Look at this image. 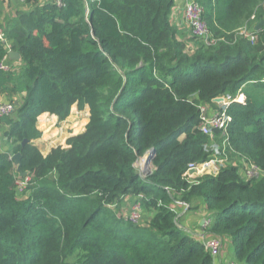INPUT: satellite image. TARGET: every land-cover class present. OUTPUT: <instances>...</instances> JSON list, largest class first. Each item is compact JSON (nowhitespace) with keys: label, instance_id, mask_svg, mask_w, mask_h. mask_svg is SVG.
Masks as SVG:
<instances>
[{"label":"trees","instance_id":"1","mask_svg":"<svg viewBox=\"0 0 264 264\" xmlns=\"http://www.w3.org/2000/svg\"><path fill=\"white\" fill-rule=\"evenodd\" d=\"M26 1L0 24V62L20 56L0 69V102L15 106L0 115V264H215L209 235L234 263L264 264V0H191L204 35L184 12L187 31L172 22L183 0ZM202 105L225 127L203 132ZM73 106L84 130L43 155L39 116ZM213 155L227 158L219 171L189 182ZM249 161L259 177L245 179ZM181 206L207 211L201 232L180 225Z\"/></svg>","mask_w":264,"mask_h":264},{"label":"crops","instance_id":"2","mask_svg":"<svg viewBox=\"0 0 264 264\" xmlns=\"http://www.w3.org/2000/svg\"><path fill=\"white\" fill-rule=\"evenodd\" d=\"M29 7H30V4L26 0H0V24H2V22H4L6 18H13L17 10H25V9H28ZM171 20L178 27L179 30L184 31V32L187 31V27L185 26V20L183 16V10L180 4H178V6H176V8L173 9L171 13ZM19 60H20V57L14 58L13 55L10 54V51L8 52V55L3 59L4 63L7 65H11L12 63L14 65L15 64L14 62H17ZM218 105L221 106V104H218ZM209 109L210 108L207 107V112ZM81 112H83L82 114L85 117V124H86L88 121L87 110L85 111L78 110L76 107H72L69 117L71 118V116L74 113L79 114ZM69 117H67L66 120H62L60 122H58L56 119V121L58 122L56 123L54 116H50L46 113L39 116L38 121H37V124H38L37 126L41 130L42 133H41L40 138L34 141V144L40 149L41 153L46 154L49 152L50 136L54 137L57 135H61L62 128L67 127L66 123L68 122V119L70 120ZM50 125L59 126L61 129L52 131L49 134ZM2 129H3V126L0 124V133ZM226 156H228L227 153H226ZM197 173H199L200 176L202 175L200 171L194 172L193 175H196ZM123 207L127 208V205L125 204ZM178 210H179L178 221L180 222L181 226L187 229V231H189L190 233H196V232L199 233L202 231L203 224H201V222L206 216H208V213L206 212L205 209L202 208V206L197 210H191V211H187L184 213L183 211H180V209ZM230 250H231V244L227 242L226 240L223 241L221 243V247L218 252L219 255L218 254L215 255V259H214L215 264H227V262L231 260Z\"/></svg>","mask_w":264,"mask_h":264},{"label":"built area","instance_id":"3","mask_svg":"<svg viewBox=\"0 0 264 264\" xmlns=\"http://www.w3.org/2000/svg\"><path fill=\"white\" fill-rule=\"evenodd\" d=\"M55 1H57L58 4L60 3V0H55ZM183 1H184V7H183L184 16L191 27V31L197 35L206 34L207 32L206 23L201 17L202 7L191 0H183ZM0 32H1V29H0ZM241 32L244 33V30H242ZM3 64H5L3 61L0 62V68L5 69ZM221 98H222L221 101H215V99H213V101L216 103L218 102V104H221V109H222L228 106V103L230 100H228V98L226 97H221ZM235 100H242V98L241 96H239ZM13 108H14L13 103L7 102V103L1 104L0 102V115L10 113L13 110ZM200 109H201L202 114L204 112H207V108L203 105L200 106ZM221 109L218 110L220 113L218 112L215 113L214 111L213 113L215 114L213 115L208 116L207 114H203V117H202L203 122L200 125V128L203 132H209L212 130L213 127H219V128L225 127L226 120H228L229 117L224 112H221ZM217 153L218 151L216 150L215 154ZM221 154L225 155L224 152H221ZM226 159L227 158L225 156L219 157V155H213L212 159L207 162H204L198 165L190 163L184 175H187L188 178H190V175L194 174V172H197V171H200V172L212 171V174H216L219 171L220 165H222L226 161ZM244 165H245V168H242V173L245 179H249V178L254 177L255 175L260 174L259 168L255 164H253L251 161L244 162ZM204 168H208V169H204ZM26 180L20 182L21 188L26 183ZM178 203H184V202L179 201ZM139 210H140V205L135 204L132 209V212H130L128 217L133 221H138L140 219V214H138L137 211ZM205 244L214 256L218 254L220 250V246H221V241L217 236H214V235L207 236L205 240ZM227 264H235V263L232 261H228Z\"/></svg>","mask_w":264,"mask_h":264},{"label":"rangeland","instance_id":"4","mask_svg":"<svg viewBox=\"0 0 264 264\" xmlns=\"http://www.w3.org/2000/svg\"><path fill=\"white\" fill-rule=\"evenodd\" d=\"M2 38H3V35H2V32H0V39L2 40ZM4 65V67H5V69L7 70L8 68H10L11 67V65H7V64H3ZM0 69H3V68H0ZM73 107H75V106H73ZM15 109V106H14V108H13V110ZM12 110V111H13ZM11 111V112H12ZM10 112V113H11ZM83 112H81V113H79V114H77V113H74L72 116H71V118H70V120L68 119V122L66 123V126L67 127H63L62 128V132H61V135H57V136H54V137H51L50 136V140H49V145H50V150L52 149V148H55V147H57V146H65V144H66V140H67V138L68 137H70V136H72V135H77V134H79V133H81L83 130H84V126H85V117L83 116V114H82ZM9 114V113H8ZM203 114H208V112H204ZM3 115H5V114H3ZM66 120V119H65ZM55 121H56V118H55ZM56 123H58L57 121H56ZM59 129H61L59 126H52V125H50L49 126V134L52 132V131H56V130H59ZM50 150H49V152H50ZM48 152V153H49ZM48 153H46V154H48ZM43 154V153H42ZM46 154H43V155H46ZM141 159V160H140ZM136 170H137V172L140 174V175H145L146 173H147V171H149L150 169H153L154 167L152 166V163H151V161L149 162V164H147V166H144V164L142 165V158L140 157L139 159H137V161H136ZM202 173V175L203 174H208V173H211L212 174V171H207V172H201ZM201 175V176H202ZM200 176V174L199 173H197L196 175H194L193 176V174H191L190 175V178H189V182H196L197 180H198V178L199 177H201ZM260 176V174H258V175H255L253 178H255V177H259ZM194 177V178H193ZM135 204H139V202H133V203H131V205H130V208L131 209H133V207H134V205ZM180 211H183V213L184 212H187L188 210L186 209V207H184V206H181L180 207ZM131 212H132V210H131ZM138 212V214H139V211H137ZM207 212V211H206ZM208 219V216H206L203 220H202V222H201V224H203L202 226H204V225H207L206 224V220ZM222 243V242H221ZM221 247V246H220ZM219 255V254H218ZM217 255V256H218ZM229 261H232L233 262V260H229Z\"/></svg>","mask_w":264,"mask_h":264},{"label":"water","instance_id":"5","mask_svg":"<svg viewBox=\"0 0 264 264\" xmlns=\"http://www.w3.org/2000/svg\"><path fill=\"white\" fill-rule=\"evenodd\" d=\"M262 25H264V19H260V20H259V21L253 26V28H254V29H259ZM10 54H12L14 58L20 57L19 54H18V52H16V51H10ZM214 99H215V101H221V100H222L221 97H216V98H214ZM15 104H18V101H17V100H15ZM25 142H26V140L23 141L22 145H23ZM152 151H153L152 149L149 150V151H146V152L141 156V158H142V164H144V166H147V164H149V162L151 161L150 159H151V157H152V155H151ZM11 158L13 159L14 163L17 165L16 169L19 170L20 163H21V154H20L19 152L14 153V154L12 155ZM139 158H140V157H139ZM139 158H138V159H139ZM135 163H136V162H135ZM134 165L136 166V164H134ZM152 166H153V165H152ZM151 170H152V169H150L149 171H147V173H150ZM147 173H146V174H147ZM20 174L23 175L24 172H21Z\"/></svg>","mask_w":264,"mask_h":264},{"label":"clouds","instance_id":"6","mask_svg":"<svg viewBox=\"0 0 264 264\" xmlns=\"http://www.w3.org/2000/svg\"><path fill=\"white\" fill-rule=\"evenodd\" d=\"M4 62V61H3ZM243 99V98H242ZM209 219V218H208ZM208 222H209V220H207L206 221V224H208ZM214 236H216V235H214ZM218 237V236H217ZM219 238V237H218ZM220 239V238H219ZM220 241H221V239H220ZM222 242V241H221Z\"/></svg>","mask_w":264,"mask_h":264},{"label":"bare ground","instance_id":"7","mask_svg":"<svg viewBox=\"0 0 264 264\" xmlns=\"http://www.w3.org/2000/svg\"><path fill=\"white\" fill-rule=\"evenodd\" d=\"M241 98H242V96H241ZM141 160V159H140ZM143 165V164H142ZM204 169H208V168H204Z\"/></svg>","mask_w":264,"mask_h":264}]
</instances>
